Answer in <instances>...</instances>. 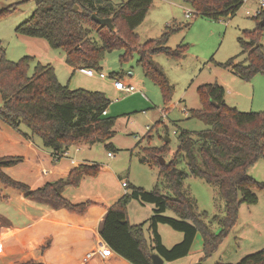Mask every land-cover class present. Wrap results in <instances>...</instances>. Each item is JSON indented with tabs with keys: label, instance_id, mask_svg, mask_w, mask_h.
I'll list each match as a JSON object with an SVG mask.
<instances>
[{
	"label": "trees",
	"instance_id": "trees-1",
	"mask_svg": "<svg viewBox=\"0 0 264 264\" xmlns=\"http://www.w3.org/2000/svg\"><path fill=\"white\" fill-rule=\"evenodd\" d=\"M26 1L20 0L0 9V19ZM34 1L32 15L15 29L17 34L44 39L51 48L62 50L66 65L73 70L100 71L105 54L114 50H124L121 60L136 54L145 78L158 86L165 104L170 102L172 86L152 57L162 54L175 62L182 60L187 45L180 44L173 49L167 47V43L173 34L188 30L191 24L167 26L159 38L141 44L135 30L144 21L153 0H127L117 5L110 0ZM244 1L182 0L194 11L195 18L215 22L235 16ZM93 14L102 19L110 18L114 30L94 23L91 20ZM255 20V29L243 31L238 39L240 54L218 64L247 82L257 75H264L261 44L264 12ZM242 55L244 58L236 62ZM31 62L29 57L10 62L0 50V121L15 130L25 127L29 135L40 138L42 146L50 150L56 160L64 157L70 147L79 144H104L108 153L115 151L110 143L115 135V118L108 116L110 101L105 95L82 89L70 90L59 83L51 66L38 64L29 76ZM197 94L200 109L189 111L188 118L202 122L207 127L205 130L193 133L182 130L177 137L176 152L164 165H160L159 158L164 159L168 144L141 149L144 157L140 162L160 169L167 193H161L157 187L152 191L132 187L106 210L100 238L129 264H152L151 255L154 254L164 264L182 259L190 253L197 234L202 239V258L197 264H204L234 227L240 206L256 205V191H264V182H258L248 174L256 161L264 159V112L244 113L229 108L224 101L225 90L217 83L199 87ZM156 124L160 126L162 122ZM150 138L149 130L145 136L148 143ZM21 161L20 157H0V185L19 192L27 200L53 210L63 209L72 215L84 216L95 206L92 201L72 203L62 196V191L67 187L78 188L84 178H97L98 165H79L66 178L31 189L3 171ZM180 161L185 163L187 172L178 168ZM189 177L202 179L214 187L223 201V216L212 217L219 227L217 232L206 223L207 213L198 212L195 201L184 188ZM131 200L152 205V216L141 224L131 225L127 217V205ZM166 211L172 212L175 218L165 216ZM159 225L180 232L182 240L166 248L158 233ZM21 264L45 263L28 261ZM236 264H264V250L249 254Z\"/></svg>",
	"mask_w": 264,
	"mask_h": 264
},
{
	"label": "rangeland",
	"instance_id": "rangeland-1",
	"mask_svg": "<svg viewBox=\"0 0 264 264\" xmlns=\"http://www.w3.org/2000/svg\"><path fill=\"white\" fill-rule=\"evenodd\" d=\"M19 1L0 0V9H5ZM111 1L121 2V0ZM256 2L257 0H248L235 16L216 22L201 17L188 20L183 9H176V21L170 25L191 24V27L173 34L168 40L167 47L175 49L180 44L187 45V52L184 58L177 62L162 54L152 57L153 62L172 86L171 100L167 104L163 101L158 86L145 78L142 68L137 64L136 54L121 60L123 49L109 52L100 63V71H95L94 76L88 77L80 69L73 70L67 66L64 52L51 48L46 40L17 34L15 29L27 21L34 11V0L26 1L10 15L0 19V50L4 51L6 59L13 63L23 57L31 58L29 76L33 74L38 64L51 66L59 83L68 86L70 90L100 92L110 101L108 114L115 118L113 128L115 135L110 143L115 151H111L113 156L108 157V150L104 144L92 146L85 144L81 147V153L85 158L100 167L98 179L86 178L82 191L91 195L98 193L105 200L123 196L129 193L132 187L142 188L145 191H152L157 187L165 194L167 189L160 169L140 162L144 157L141 149L160 148L167 145L165 142L169 139L168 152L164 156V161L169 162L177 150V137L182 130L193 133L207 128L202 122L188 118L189 111L200 109L197 94L199 87L217 83L226 90L225 104L229 108L244 113L264 112V75H257L247 82L218 65L240 54L238 39L242 37V32L252 31L256 27V20L245 14L247 10H252L256 6ZM154 9H150L144 22L135 30L141 44L159 38L164 28L170 26L164 25L170 19L168 11L160 13L162 18L159 22H151L157 11ZM261 44H264V29ZM243 58L244 55L239 56L236 62ZM99 74H103L105 78L100 79ZM115 78L133 85L135 94L115 92L113 90ZM158 120L163 124L157 126L155 122ZM22 130L28 131L23 126ZM149 130L151 138L148 143L145 136ZM34 139L41 141L36 136ZM178 168L187 172L183 161L179 162ZM249 171V176L258 182H264V159L256 161ZM123 183L128 185L127 188L122 187ZM184 188L195 201L198 212L207 213L206 223L212 230L216 229L217 224L213 222L212 217L223 216L224 207L215 188L207 185L202 179L194 177L185 180ZM6 192L11 193L12 190L0 185V195H6ZM256 195L258 203L254 206L241 205L234 227L204 264H236L243 257L264 250V191H256ZM131 202L129 207L131 222H136L138 219L139 223L145 222L149 217H146L142 208L136 206L141 203L131 200L127 208ZM3 207L5 205L0 204V210H3ZM165 216L175 218L170 211H166ZM158 233L166 248L179 243L183 237L180 232L172 230L167 225H159ZM201 256V252L193 251L182 259L165 264H197Z\"/></svg>",
	"mask_w": 264,
	"mask_h": 264
},
{
	"label": "crops",
	"instance_id": "crops-1",
	"mask_svg": "<svg viewBox=\"0 0 264 264\" xmlns=\"http://www.w3.org/2000/svg\"><path fill=\"white\" fill-rule=\"evenodd\" d=\"M246 1L248 0L244 2ZM121 2L125 1L121 0ZM121 2L112 3L117 5ZM152 8L157 11L151 22H159L162 18L160 13L168 11L170 19L164 25H170L176 21V9L185 11L188 7L183 4L182 0H153L150 9ZM124 83L131 85L128 82ZM113 90L121 93L116 91L114 87ZM158 122L162 121L158 120L155 124ZM0 132V157H20L22 159L16 166L5 168L3 171L10 178L24 183L31 189L64 179L79 165L95 164L87 160L81 153V147L85 144L70 147L66 156L56 160L52 152L42 146L41 141H36L34 137L29 135V131L22 130V127L15 130L1 122ZM165 144L168 143L165 142ZM255 171L257 172V170ZM249 172L248 170V174ZM93 179L96 180L98 177ZM85 180L86 178L81 181L78 188L67 187L62 191V196L72 203L84 201L95 203V206L89 208L84 216L72 215L63 209H50L27 200L19 192L3 186L6 189H11L12 192L0 195V204L5 205L3 210H0V264H21L28 261L45 264H129L114 252L107 259L95 257L84 262L85 255L92 251L96 242L101 239L99 231L107 208L122 197L117 196L113 200H105L98 193L91 195L82 191ZM131 204L132 202L127 208L128 221L131 225L141 224L138 222V218L136 222H131L129 212ZM136 206L142 208L146 217L150 218L153 207L146 204ZM240 210L241 206L238 213ZM137 222L138 224H135ZM218 230L217 225L214 231L217 232ZM193 251L202 253V239L199 234L194 239L190 253Z\"/></svg>",
	"mask_w": 264,
	"mask_h": 264
},
{
	"label": "built area",
	"instance_id": "built-area-1",
	"mask_svg": "<svg viewBox=\"0 0 264 264\" xmlns=\"http://www.w3.org/2000/svg\"><path fill=\"white\" fill-rule=\"evenodd\" d=\"M264 12V0H257L256 6L252 10L246 11V16L257 18ZM185 18L190 20L194 17V11L190 8H186L184 11ZM264 49V44L262 45ZM83 74L88 77H92L95 75V72L92 69H80ZM100 79H104L105 76L103 74H99ZM113 87L116 91L124 92L127 94H133L136 92L135 87L129 84L124 83L121 80L114 79ZM106 112L103 114L105 115ZM66 156V154L64 155ZM108 157H112L111 153H108ZM123 188H126V184H122ZM113 255L112 250L100 239L96 242L95 248L87 253L84 257V262L91 260L92 258L98 257L100 259H107Z\"/></svg>",
	"mask_w": 264,
	"mask_h": 264
},
{
	"label": "water",
	"instance_id": "water-1",
	"mask_svg": "<svg viewBox=\"0 0 264 264\" xmlns=\"http://www.w3.org/2000/svg\"><path fill=\"white\" fill-rule=\"evenodd\" d=\"M75 10H77V8L75 7ZM91 20L100 25V26H105L107 27L110 31H113L114 30V26L112 24V20L110 18H99L97 17L96 15H91ZM168 139H166V143H168ZM159 162H160V165H164L165 164V161L163 158H159ZM151 261H152V264H164L163 260L158 256V255H151Z\"/></svg>",
	"mask_w": 264,
	"mask_h": 264
}]
</instances>
